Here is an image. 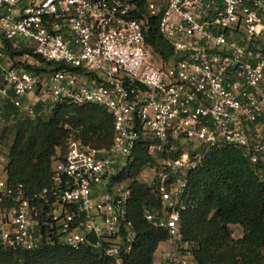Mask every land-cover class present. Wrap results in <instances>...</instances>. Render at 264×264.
I'll return each mask as SVG.
<instances>
[{
    "label": "built area",
    "instance_id": "1",
    "mask_svg": "<svg viewBox=\"0 0 264 264\" xmlns=\"http://www.w3.org/2000/svg\"><path fill=\"white\" fill-rule=\"evenodd\" d=\"M136 8V0H0V97L30 115L39 102L43 113L99 105L114 120L109 149L70 138L51 185L32 197L19 186L15 204L0 209L5 247L33 251L61 241L124 264L137 232L128 215L131 181L120 176L147 142L155 157L182 150L146 167L142 180L163 204L158 216H146L170 236L161 264H190L180 226L187 174L212 147L233 146L264 164V0L149 2L144 18ZM158 15L172 50L162 63L146 44L147 18ZM47 63L65 69H27ZM0 193L14 194L4 170Z\"/></svg>",
    "mask_w": 264,
    "mask_h": 264
},
{
    "label": "trees",
    "instance_id": "2",
    "mask_svg": "<svg viewBox=\"0 0 264 264\" xmlns=\"http://www.w3.org/2000/svg\"><path fill=\"white\" fill-rule=\"evenodd\" d=\"M147 4L148 0H136L137 17L147 15ZM160 16L147 18L146 32L147 47L157 63L167 62L172 55L171 46L159 32ZM6 50L9 55L15 53L10 44H6ZM46 66L27 69L36 73L65 69L54 63ZM0 119L13 120L14 134L3 169L14 194L0 193V209L15 204L19 186L32 197L51 185L53 164L64 158L70 138L97 149H109L114 138L112 116L106 108L94 104H58L50 113H43L39 102L35 114L30 115L5 102ZM181 151L155 157L149 143L140 142L121 173L120 180L131 181L128 215L137 232V241L124 264H154L160 244L170 241L165 229L146 220L148 214L158 216L163 204L159 194L140 176L146 167H155L163 159L174 160ZM186 181L180 226L183 245L195 264H264V164H253L233 146L212 147L202 164L187 174ZM232 226L243 229L241 238L232 237ZM0 264H111V260L91 247L76 250L56 241L33 251L0 244Z\"/></svg>",
    "mask_w": 264,
    "mask_h": 264
},
{
    "label": "rangeland",
    "instance_id": "3",
    "mask_svg": "<svg viewBox=\"0 0 264 264\" xmlns=\"http://www.w3.org/2000/svg\"><path fill=\"white\" fill-rule=\"evenodd\" d=\"M165 0H148V3H155L157 6H164ZM22 44H29V41H21ZM47 68V66H45ZM5 102H8L6 99L0 97V118L3 111V105ZM13 124V120H4L0 119V173L3 171L4 167L8 163V154L10 147L13 144L14 141V134L11 131V127ZM199 145V144H196ZM185 150H190L193 148V145H191L188 142H185L183 147ZM149 173V170L145 171L142 176H140V179H143L144 177H147ZM243 235V229L240 227H234L232 229V237L236 240L240 238ZM162 247V246H161ZM160 247V248H161ZM163 248V247H162ZM190 250V249H189ZM191 253V252H190ZM190 264H195L193 256L190 255Z\"/></svg>",
    "mask_w": 264,
    "mask_h": 264
},
{
    "label": "crops",
    "instance_id": "4",
    "mask_svg": "<svg viewBox=\"0 0 264 264\" xmlns=\"http://www.w3.org/2000/svg\"><path fill=\"white\" fill-rule=\"evenodd\" d=\"M234 227H240V226H232V229L234 228ZM241 228V227H240ZM243 236V235H242ZM241 236V237H242ZM240 237V238H241ZM163 248H162V247ZM161 247V248H160ZM170 247V245H169V243H163V244H160V246H159V248H158V250H157V252L155 253V256H154V264H161V256H162V254H163V252L165 251V250H167L168 248Z\"/></svg>",
    "mask_w": 264,
    "mask_h": 264
}]
</instances>
